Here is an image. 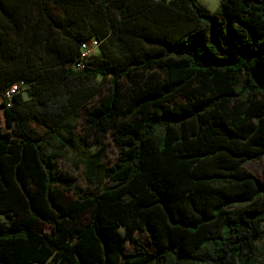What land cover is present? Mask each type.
I'll use <instances>...</instances> for the list:
<instances>
[{"label": "trees", "instance_id": "obj_1", "mask_svg": "<svg viewBox=\"0 0 264 264\" xmlns=\"http://www.w3.org/2000/svg\"><path fill=\"white\" fill-rule=\"evenodd\" d=\"M260 62L264 0H0V264H257ZM82 116L120 151L85 156L92 192L49 151Z\"/></svg>", "mask_w": 264, "mask_h": 264}, {"label": "rangeland", "instance_id": "obj_2", "mask_svg": "<svg viewBox=\"0 0 264 264\" xmlns=\"http://www.w3.org/2000/svg\"><path fill=\"white\" fill-rule=\"evenodd\" d=\"M198 1L211 12H215L220 4V0ZM94 55H99V50H94ZM67 68H72V66L68 64ZM100 81L101 79L98 78L94 80V84H98ZM20 93L25 99H28V86L20 88ZM84 122V116L80 117L75 123L70 122V132L65 131L61 133L63 142L60 143L57 140L50 139L49 151L59 155V158L56 160V164L60 175L73 178L75 184L84 192H92L85 177V156L95 154L101 148H104L105 153L103 156L102 165L104 167H111L116 163L120 151L109 133L105 134L102 138H98L86 130L84 127ZM38 131L42 135L44 134L43 131ZM244 168L254 176L263 178L264 157L246 163ZM0 221H7L6 217L4 215H0ZM47 230L50 231L51 229L48 228ZM136 236L139 238L141 244L144 247L150 248L146 232L138 231ZM258 244L260 246V257L257 264H264V236L259 240ZM125 250L128 254H133L136 252L131 243L126 244Z\"/></svg>", "mask_w": 264, "mask_h": 264}, {"label": "built area", "instance_id": "obj_3", "mask_svg": "<svg viewBox=\"0 0 264 264\" xmlns=\"http://www.w3.org/2000/svg\"><path fill=\"white\" fill-rule=\"evenodd\" d=\"M99 45V42L95 39L81 42V57L75 64L74 68L78 71L83 70L86 67L89 58L94 55V50H99ZM21 86H23V84L12 86L6 91L5 97L8 100H12V98L19 92Z\"/></svg>", "mask_w": 264, "mask_h": 264}, {"label": "water", "instance_id": "obj_4", "mask_svg": "<svg viewBox=\"0 0 264 264\" xmlns=\"http://www.w3.org/2000/svg\"><path fill=\"white\" fill-rule=\"evenodd\" d=\"M251 78L259 88L264 92V63L260 62L256 64L251 71Z\"/></svg>", "mask_w": 264, "mask_h": 264}]
</instances>
